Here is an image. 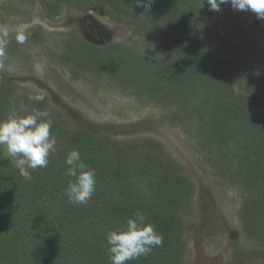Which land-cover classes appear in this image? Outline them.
Here are the masks:
<instances>
[{"label":"rangeland","instance_id":"rangeland-1","mask_svg":"<svg viewBox=\"0 0 264 264\" xmlns=\"http://www.w3.org/2000/svg\"><path fill=\"white\" fill-rule=\"evenodd\" d=\"M123 1L117 4L125 7ZM52 2L0 0V28H7L10 34L4 54L0 55V81L11 87L9 97L0 105V120L47 110L49 118L59 126L112 135L138 145L145 155L172 160L196 187L191 204L177 211L184 217V237L189 248L183 264H264V239L254 238L244 230L243 206L253 196L243 185L237 186L232 176L236 165L226 157L234 158L231 142L224 144L218 135L222 131L217 120L222 118L217 112L219 107L202 103L205 81L212 85L216 74L208 71L207 78L196 80L183 95H175L155 85L149 66L142 72L125 73L111 67L108 59L112 55L94 59L92 66L66 58L70 40L81 39L96 48L118 45V50L132 52L136 62L145 61L154 67L166 59L163 46L157 42H172L180 32V22L185 30H192L181 21L185 17L198 20L192 7L186 0H152L146 10L136 0H128L129 9H124V14L116 11L113 18L98 12L82 13L77 9L78 0H64L58 7L59 15L52 17ZM97 4L105 5L100 0ZM230 8L222 18L223 35L236 44L264 51V19H258L252 11ZM165 10L175 20L163 19ZM21 28L28 37L24 44L15 39ZM211 50L218 53L217 48ZM246 63L264 75V62ZM244 82L243 71L233 81V91L246 93ZM192 89L199 92L191 96ZM259 91L264 92V77ZM36 94L44 95L45 100H29V95ZM231 127L229 134L237 132L232 124ZM0 148L16 164L6 146ZM54 151L55 148L51 153ZM136 182L134 195L150 201L153 196L148 182ZM103 191L110 189L103 187ZM55 208L60 209L57 205Z\"/></svg>","mask_w":264,"mask_h":264},{"label":"trees","instance_id":"trees-1","mask_svg":"<svg viewBox=\"0 0 264 264\" xmlns=\"http://www.w3.org/2000/svg\"><path fill=\"white\" fill-rule=\"evenodd\" d=\"M63 1L49 4L55 13L52 17L59 15L58 7ZM97 1L78 0L77 9L113 18L116 11L124 14L129 9L128 0L123 1L125 7L117 4L119 0H100L105 5ZM186 3L198 20L196 15V21L192 17L181 19L192 30H185L179 21L180 32L172 42H157L163 46L166 59L154 67L145 61L136 62L132 52L118 50V45L96 48L81 39L70 40L66 58L92 66L102 55H112L108 59L111 67L125 73L142 72L149 66L155 85L175 95H183L196 80L207 78L208 71L216 74L212 85L205 81L206 97L202 103L218 105L217 112L222 117L217 118L222 130L218 135L224 144L231 142L234 158L226 157L231 165H236L232 176L237 186L243 185L253 196L243 206L244 230L254 238L264 239V92L259 91L264 75L246 63L264 59L235 54L218 41L214 30L217 12L209 10L207 0ZM159 6L162 8V1ZM163 13V19L175 20L170 12ZM224 37L238 47L259 50ZM211 48H217L218 53ZM243 71L246 93H235L232 83ZM10 88L0 81V105L9 97ZM192 90L191 96L199 92ZM231 124L237 132L229 134ZM51 131L57 141L55 151L50 154L47 167L32 172L30 181L20 175L16 164L0 148V264H111L106 233L124 226L137 209L163 236V244L128 264H183L189 248L184 237V217L178 210L191 204L196 187L182 176L181 167L159 155H145L138 145L112 135L70 130L54 120ZM73 149H79L82 159L96 172V191L87 205L70 203L64 193L68 181L73 179L64 174V161ZM140 179L148 182L153 196L150 201L134 195V184ZM103 187L110 191H103ZM54 205L60 209L56 211Z\"/></svg>","mask_w":264,"mask_h":264},{"label":"clouds","instance_id":"clouds-1","mask_svg":"<svg viewBox=\"0 0 264 264\" xmlns=\"http://www.w3.org/2000/svg\"><path fill=\"white\" fill-rule=\"evenodd\" d=\"M152 0H136L138 6L150 9ZM230 3L235 10L252 11L258 19H264V0H207L210 11L219 12L221 6ZM9 31L0 28V55L9 43ZM27 34L21 28L15 35L18 44L27 41ZM29 100L43 102L42 94L29 95ZM53 120L47 110H36L26 116L10 115L0 121V145L6 146L10 157L16 158V167L25 180L32 179V172L45 168L57 143L52 133ZM65 175L71 177L64 190L68 201L74 205H87L96 191V172L82 159L79 149L71 150L65 158ZM107 250L111 264H128L140 257L148 256L154 247L163 244V236L155 226L147 223V216L141 210L126 220L122 227L106 233Z\"/></svg>","mask_w":264,"mask_h":264},{"label":"water","instance_id":"water-1","mask_svg":"<svg viewBox=\"0 0 264 264\" xmlns=\"http://www.w3.org/2000/svg\"><path fill=\"white\" fill-rule=\"evenodd\" d=\"M231 7V4H224L221 6V9L219 12L216 13L215 17V34L218 39V41L230 52H233L238 55L252 57V58H261L264 59V51L260 50H247L241 47H238L234 44H231L228 40L225 39V37L222 34L221 31V22L223 15L225 12Z\"/></svg>","mask_w":264,"mask_h":264}]
</instances>
